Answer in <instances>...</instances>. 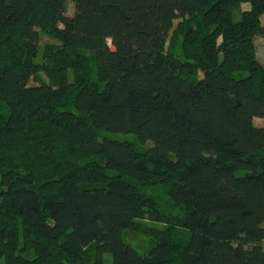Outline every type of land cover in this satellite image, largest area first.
I'll use <instances>...</instances> for the list:
<instances>
[{
    "label": "trees",
    "instance_id": "trees-1",
    "mask_svg": "<svg viewBox=\"0 0 264 264\" xmlns=\"http://www.w3.org/2000/svg\"><path fill=\"white\" fill-rule=\"evenodd\" d=\"M67 1L0 0V264H264V0Z\"/></svg>",
    "mask_w": 264,
    "mask_h": 264
},
{
    "label": "rangeland",
    "instance_id": "rangeland-1",
    "mask_svg": "<svg viewBox=\"0 0 264 264\" xmlns=\"http://www.w3.org/2000/svg\"><path fill=\"white\" fill-rule=\"evenodd\" d=\"M248 5L244 4L240 9L234 11V19H240V12L244 10ZM74 11L73 1L68 0L66 3V15H72ZM261 22H264V14L261 17ZM58 45V41L45 35L43 32H40V40L38 45V57L37 60H41L44 56H48L49 51H54L55 46ZM254 46H255V54L260 63L264 66V36L256 35L254 37ZM70 76L72 72H69ZM49 79L46 77L44 72H39L37 77H32L29 81L30 84H38L43 82H48ZM253 122L257 126L264 125L263 118H254ZM106 136L114 137L117 139H125L129 141L134 140L133 134H121V133H103ZM101 136L99 137V139ZM152 142L147 141L145 144H137L139 149H143L151 146ZM161 228V224L148 220L146 218L138 220V227L134 230H126L123 233L124 240L129 243L133 248H135L139 253L143 254L147 251L149 246L154 242L153 230ZM103 264H111V255L109 253L103 254Z\"/></svg>",
    "mask_w": 264,
    "mask_h": 264
}]
</instances>
